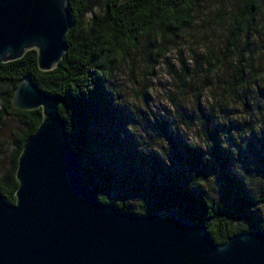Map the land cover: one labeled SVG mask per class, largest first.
<instances>
[{
  "label": "trees",
  "instance_id": "trees-1",
  "mask_svg": "<svg viewBox=\"0 0 264 264\" xmlns=\"http://www.w3.org/2000/svg\"><path fill=\"white\" fill-rule=\"evenodd\" d=\"M208 1L108 0L105 13H95L85 22L84 0H68L72 25L65 37L67 50L57 67L42 71L34 49L18 60L2 63L0 96L5 86L8 89L3 95L0 117L14 116L26 126V131L19 136L13 173L6 182H0V193L5 199L10 203L16 201L18 158L43 117L41 108L18 110L12 104L18 84L24 77H30L38 89L62 99L59 112L66 122L70 141L80 155L85 179L95 189L100 202H113L120 211L138 215L173 209L195 224L203 223L218 245L235 234L264 229V222L255 215L264 197H253L245 183L231 173L220 150L218 129L210 124L209 115L206 135L213 142V155L207 156L195 144L172 143L183 164L180 171L164 169L150 177L145 172H135L131 183L125 184L114 181L100 165L97 164L96 173L90 165L96 131L103 121L114 117L109 87L112 75L131 54L144 48L142 40L152 42L153 48L146 45L148 56L158 64L165 57L162 42L169 38L180 39L183 33L192 30L201 5ZM263 4L264 0H232L228 9L219 11L221 14L228 11L229 15L223 55L231 65L233 87L257 85L264 71L263 63L246 59L249 51L244 49L259 26ZM153 49L157 50L155 54ZM213 158L220 165L217 172L221 177L216 197L203 187L211 168L214 172ZM260 159L264 162V154ZM122 188H131V191L125 192ZM131 200L136 202L135 206L131 205Z\"/></svg>",
  "mask_w": 264,
  "mask_h": 264
},
{
  "label": "water",
  "instance_id": "water-1",
  "mask_svg": "<svg viewBox=\"0 0 264 264\" xmlns=\"http://www.w3.org/2000/svg\"><path fill=\"white\" fill-rule=\"evenodd\" d=\"M67 2L0 0V66L34 49L42 71L57 67L72 25ZM61 103L30 77L15 90V109L41 108L43 117L18 158L15 203L0 193V264H264L263 228L218 245L173 209L138 215L100 202Z\"/></svg>",
  "mask_w": 264,
  "mask_h": 264
},
{
  "label": "rangeland",
  "instance_id": "rangeland-1",
  "mask_svg": "<svg viewBox=\"0 0 264 264\" xmlns=\"http://www.w3.org/2000/svg\"><path fill=\"white\" fill-rule=\"evenodd\" d=\"M107 2L84 0V21L95 13H105ZM231 4L232 0L202 4L192 30L180 39L162 42L165 57L158 64L148 56L146 45L150 47L152 42L142 40L144 48L131 54L112 75L109 87L114 117L103 121L96 131L90 162L93 172H98V164L114 181L130 184L135 172L150 177L164 169L180 171L183 164L172 143L195 144L207 156L213 155V142L206 135L209 115L231 173L245 183L253 197H264V162L260 159L264 154V71L257 85L232 86L231 65L223 55L229 15L227 10L219 12ZM262 6L259 26L244 49L249 51L246 59L264 65ZM7 89L3 88V95ZM25 131L26 126L16 117H0V182L13 173L19 136ZM211 161L215 169L212 173L211 168L203 187L216 197L220 165L214 158ZM131 205L136 202L131 200ZM255 215L264 222V203Z\"/></svg>",
  "mask_w": 264,
  "mask_h": 264
}]
</instances>
